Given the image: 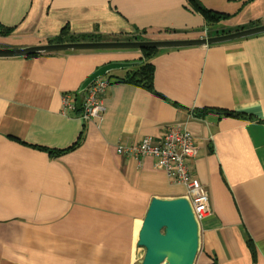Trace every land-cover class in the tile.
<instances>
[{
  "label": "crops",
  "instance_id": "1",
  "mask_svg": "<svg viewBox=\"0 0 264 264\" xmlns=\"http://www.w3.org/2000/svg\"><path fill=\"white\" fill-rule=\"evenodd\" d=\"M198 2L0 0V37L14 42L0 48L207 38L264 23V0ZM200 6L227 16L209 22ZM152 49L0 57V264H139L151 198L187 189L152 156L116 146L158 143L175 122L192 136L197 153L185 164L210 199L193 264H264V32ZM146 61L151 88L131 79ZM109 63L118 67L102 76L104 112L84 121L92 81L81 86Z\"/></svg>",
  "mask_w": 264,
  "mask_h": 264
},
{
  "label": "water",
  "instance_id": "2",
  "mask_svg": "<svg viewBox=\"0 0 264 264\" xmlns=\"http://www.w3.org/2000/svg\"><path fill=\"white\" fill-rule=\"evenodd\" d=\"M193 1L199 4L198 0ZM263 32L264 23L207 38L70 41L22 48H0V57L26 56L76 49H144L208 45ZM116 67H118V63L100 66L85 79L81 89H85L95 78L104 76L109 70ZM137 245L144 250L139 264H193L199 246V228L188 198L183 196L175 198L152 197L138 232Z\"/></svg>",
  "mask_w": 264,
  "mask_h": 264
},
{
  "label": "built area",
  "instance_id": "3",
  "mask_svg": "<svg viewBox=\"0 0 264 264\" xmlns=\"http://www.w3.org/2000/svg\"><path fill=\"white\" fill-rule=\"evenodd\" d=\"M108 83L109 79L98 77L89 84L82 101V112L80 114L82 120L102 116L104 106L97 96L106 88ZM62 101V113L70 115L75 106L69 101V95L64 94ZM116 151L133 158L146 155L155 158L157 168L162 169L172 182L183 184L186 187V198L189 200L194 218L198 224L211 213L210 199L205 187L191 174L185 164L187 158L196 155L197 149L191 134L180 123L167 124L165 132L158 143L152 144L148 137H144L137 143L126 146L117 145Z\"/></svg>",
  "mask_w": 264,
  "mask_h": 264
},
{
  "label": "trees",
  "instance_id": "4",
  "mask_svg": "<svg viewBox=\"0 0 264 264\" xmlns=\"http://www.w3.org/2000/svg\"><path fill=\"white\" fill-rule=\"evenodd\" d=\"M199 10L203 13L205 19L208 20L209 22L216 23L220 19H224V17L227 16L224 13L205 8L204 6H200ZM154 50H156V49L146 48V49H143L142 51L145 53V55L147 57H149L150 53L153 52ZM152 72H153V66L151 65V63L146 61L138 67V69L136 71V73H138L137 78H136V76H134V77H131V79L133 78L134 81L142 83V85H144V87H146V88H151V86H152Z\"/></svg>",
  "mask_w": 264,
  "mask_h": 264
},
{
  "label": "rangeland",
  "instance_id": "5",
  "mask_svg": "<svg viewBox=\"0 0 264 264\" xmlns=\"http://www.w3.org/2000/svg\"><path fill=\"white\" fill-rule=\"evenodd\" d=\"M3 44H6V45H11V44H14V42L10 39H7V38H1L0 37V45H3Z\"/></svg>",
  "mask_w": 264,
  "mask_h": 264
}]
</instances>
